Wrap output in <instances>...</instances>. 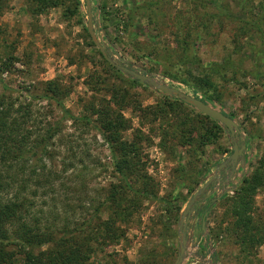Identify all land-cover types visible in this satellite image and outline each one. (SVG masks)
<instances>
[{
  "label": "rangeland",
  "instance_id": "rangeland-1",
  "mask_svg": "<svg viewBox=\"0 0 264 264\" xmlns=\"http://www.w3.org/2000/svg\"><path fill=\"white\" fill-rule=\"evenodd\" d=\"M140 1L90 0L100 37L130 67L180 87L234 118L247 144L244 161L240 160L234 174L230 165L219 169L233 152L231 136L221 123L147 84L129 86L126 80L134 79L117 67L123 77L111 73L87 29L86 0H80V14L71 17L67 10L76 5L75 0H60L42 13L34 12L29 0H7L0 12V63L8 64L0 72V94L5 92L14 103L13 115L27 117L26 126L33 132L30 145L48 121L62 122L61 131L49 143L50 154L36 161L37 170L45 175L40 177L41 185L27 168L37 155L32 150L25 153L28 163L21 194L29 199L27 218L31 222L39 218L59 236L66 225L76 240L93 243L97 251L87 264H177L182 213L194 194L216 176L200 196L211 195L190 216L187 249L180 264H264V20L260 28L252 22L264 15V0H219L220 13L213 0H148L154 2L152 10L142 22L126 27L124 12ZM103 5L107 7L102 9ZM207 11L215 13V18ZM188 32L206 67L232 59L225 76L214 77L220 101L166 74V66L186 69L178 42L188 39ZM193 72L199 70L194 67ZM49 81L61 84L57 99L76 117L87 113L84 108L90 101L109 98V84L127 85L143 106H155L165 97L184 103L163 116L152 111L144 116L132 105L124 109L132 124L124 136L129 140L141 136L142 161L162 199L143 200L128 219H119L117 225L125 236L117 242L98 244L101 235L93 228L99 223L97 208L120 184L109 146L92 124L61 119L58 101L40 97ZM90 81L99 89L93 90ZM207 134L210 143L203 144L202 135ZM246 177H255L258 185L247 195L250 209L238 213L234 206ZM171 193L184 198L176 200ZM109 212L103 209L100 216L106 219Z\"/></svg>",
  "mask_w": 264,
  "mask_h": 264
},
{
  "label": "trees",
  "instance_id": "trees-1",
  "mask_svg": "<svg viewBox=\"0 0 264 264\" xmlns=\"http://www.w3.org/2000/svg\"><path fill=\"white\" fill-rule=\"evenodd\" d=\"M6 1L0 0V12L4 8ZM59 1L29 0L30 5H34L32 10L39 13L44 12L49 6L59 3ZM75 1L76 5L73 8L68 7L67 10L69 13L67 15L70 17L80 14V0ZM153 3L152 1L142 0L136 4H131L129 9L124 12V15L128 17L126 27L134 25L135 21L142 22L146 16L145 13L152 10ZM212 3H214L213 7L217 8L219 13L222 12L219 0H213ZM106 7V5H103L101 8L105 9ZM261 7L264 8L263 2H261ZM205 14L212 18L216 16L211 11H207ZM262 20H264V15H261L256 21L252 20V22L260 28L259 23ZM187 34L189 35L188 39L182 37L178 42L182 58L180 61L186 69L183 71L180 69L173 70L166 66V74L173 79L199 89L211 100L220 101L222 94L219 92V85L214 77L225 76L232 59H225L223 62H211L206 67L202 63L195 43L190 44L191 33L188 32ZM91 44L94 45L93 42ZM103 61L108 65L113 75H122L104 57ZM3 65L8 67V64L1 62L0 72L5 69ZM194 67L199 70L197 74L193 72ZM126 82L129 86H142L135 79L126 80ZM46 85L47 89L44 90L40 97L51 103L54 100L58 101L63 111L61 119H71L74 122H81L88 126L92 124L100 131L109 146L114 159V169L120 176V184L114 186L115 189L97 208L99 223L93 228L101 235V242L100 240L96 241L98 244L117 242L125 236L124 230L117 225L119 219L122 221L128 219L134 211L140 209L143 200L162 199L159 196L157 183L148 174L146 163L142 161L138 142L139 139H142L141 136L137 140L135 138L129 140L124 136L125 131L132 127L131 121L124 114V109L132 105L134 108L139 109L144 116L151 111L155 115L162 114L163 116V114H168V111L175 110L177 106L184 103L165 97L162 103H158L155 106H143L138 98L131 94L130 87L128 88L127 85L109 84L111 86L109 88L111 91L109 92L110 97H104L102 100H98V103H96V100L90 101L84 108L87 113L76 117L68 108L62 106L57 99V94L62 91L61 84L49 81ZM88 85L94 87L92 88L93 90L99 89L95 81H90ZM3 87L5 89L8 88L6 85ZM7 97L8 95L5 92L0 94V264H87L91 256L97 251L93 243H81L84 239L79 242L75 239L76 236L68 234L66 225H64L63 232L59 236L53 227L41 224L39 218L34 222L29 221L27 218L30 207L29 199L21 194L23 184L24 182L26 183V163H28L25 153L28 150H32L37 155L34 164L27 168L30 174L38 179L37 183L41 185L43 180L40 177L45 175L37 170L38 163L36 161H41L50 154L49 143L61 131L62 122L60 120L57 122L48 121L45 128H39L40 132L38 130L35 141L30 145L29 141L33 132L29 129V126H26L27 117L23 113L13 115L14 103L10 102ZM199 115L210 119L205 114ZM183 123H186V120H183ZM214 135L217 136V134ZM164 137L166 138V136ZM202 139L203 144H208L211 137H209V134L206 137L202 135ZM184 180L182 179L181 182H184ZM256 185H258V182L255 177L254 179L249 177L244 179L243 184L239 188L238 199L234 206L236 212H245L250 209V204L246 198L250 191L257 187ZM192 189L191 187L190 190ZM171 196L176 200L184 198L183 194L180 193H171ZM103 209L110 211L106 219L100 216V212ZM206 212H208V209ZM203 219H206V216ZM89 222H93V219H90ZM214 259L216 260V257Z\"/></svg>",
  "mask_w": 264,
  "mask_h": 264
},
{
  "label": "water",
  "instance_id": "water-1",
  "mask_svg": "<svg viewBox=\"0 0 264 264\" xmlns=\"http://www.w3.org/2000/svg\"><path fill=\"white\" fill-rule=\"evenodd\" d=\"M86 1L88 6L87 29L91 35L93 42L102 52L103 56L112 65L117 67L119 70L123 71L132 79L138 80L139 82L147 84L150 87H153L160 92L176 97L182 100L183 102L194 106L201 113L218 121L226 128V130H228L233 142V152L229 156L228 162L222 163L219 166V169H224V168L226 169L230 165L232 169V174H234L240 160L244 161L246 156V149H247V144L246 141L244 140V135L240 129L238 122L231 116L225 114L223 111L215 108L214 106L204 101L203 99L194 96L186 92L185 90H182L180 87L171 84L169 85L168 83L157 80L153 75H149L148 73H143L141 71H138L135 67H130L126 63L125 59L122 56H120L118 52L114 55L110 49V45L102 37H100L99 35L100 30L99 28H97L96 25L98 22L94 20V14L91 8L90 0H86ZM99 8L100 6L98 1L96 6L97 11H99ZM216 178H217L216 176L211 178L208 182H206V184L203 186V188H201L200 191L194 194V196L191 198L187 207L184 209L182 213L181 221H180L181 248H180V254L177 260V264H180L182 262L183 257L186 253L187 244H188L187 235H188V225H189L190 216L192 212L195 211L196 207L201 203H204L206 198H208L211 195L210 193H208L205 196H200L203 195L206 189L215 182ZM222 195L223 193H221L220 196H218L217 198H220ZM185 218L187 219L185 220ZM202 229L203 230L206 229V219L202 220Z\"/></svg>",
  "mask_w": 264,
  "mask_h": 264
},
{
  "label": "flooded vegetation",
  "instance_id": "flooded-vegetation-1",
  "mask_svg": "<svg viewBox=\"0 0 264 264\" xmlns=\"http://www.w3.org/2000/svg\"><path fill=\"white\" fill-rule=\"evenodd\" d=\"M231 168V167H230Z\"/></svg>",
  "mask_w": 264,
  "mask_h": 264
}]
</instances>
